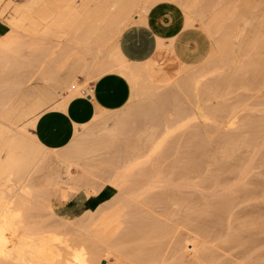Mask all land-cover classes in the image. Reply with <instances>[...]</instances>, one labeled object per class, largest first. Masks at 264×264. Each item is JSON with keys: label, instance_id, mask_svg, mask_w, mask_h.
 Returning a JSON list of instances; mask_svg holds the SVG:
<instances>
[{"label": "bare ground", "instance_id": "1", "mask_svg": "<svg viewBox=\"0 0 264 264\" xmlns=\"http://www.w3.org/2000/svg\"><path fill=\"white\" fill-rule=\"evenodd\" d=\"M164 1L210 37L203 63L125 60L120 36ZM263 16L264 0H0V264H264L244 236L264 232V118L242 123L244 95L264 93ZM110 73L130 83L123 108H97L60 150L31 134Z\"/></svg>", "mask_w": 264, "mask_h": 264}, {"label": "crops", "instance_id": "2", "mask_svg": "<svg viewBox=\"0 0 264 264\" xmlns=\"http://www.w3.org/2000/svg\"><path fill=\"white\" fill-rule=\"evenodd\" d=\"M11 28L0 18V38ZM136 38L137 50L133 51ZM118 44L128 63L142 64L154 59L159 53L179 64L195 66L210 55L212 42L208 34L198 27H186L182 9L172 2H160L147 15L146 23L132 24L120 36ZM131 98V86L122 75L110 73L101 77L92 86V93L72 103L67 112L47 111L29 131L48 149L65 148L73 139L76 125L87 124L97 108L115 111L123 108ZM114 194L111 187L102 193ZM109 196V197H111ZM99 196L82 198L85 210L97 208Z\"/></svg>", "mask_w": 264, "mask_h": 264}, {"label": "rangeland", "instance_id": "3", "mask_svg": "<svg viewBox=\"0 0 264 264\" xmlns=\"http://www.w3.org/2000/svg\"><path fill=\"white\" fill-rule=\"evenodd\" d=\"M262 22H264V16L261 19ZM244 99L246 100V103L249 104V110L245 114H243L242 117V123L252 121V120H262L264 118V93H259L252 91L250 94L244 95ZM263 101L262 103H260ZM218 131H215L213 133H208L212 136H216ZM207 134V133H206ZM257 159L259 161L264 163V146L261 148V152L259 156H257ZM264 171V169L262 170ZM261 182L264 183V177L260 179ZM108 193H103L101 199L105 200L108 199L109 196H111V193L109 190ZM114 193V191H112ZM83 197L81 195L74 196L72 199H70L64 206L61 207V211L65 213L69 218H75L76 216L82 214L85 211L84 204H83ZM99 200V199H98ZM100 201V200H99ZM254 207L246 206L241 209H238V220L234 222V226L236 228H239L242 223L246 221V216L254 211ZM260 210L264 212V203L260 206ZM213 220L208 218V225L211 224ZM214 226V224H213ZM215 229H218V227L214 226ZM246 237H253L254 239L258 240L260 244V254L264 256V232H258V231H252L247 232L244 234ZM242 251V249H235L233 250L229 255L228 258H231V256H235L236 254H239Z\"/></svg>", "mask_w": 264, "mask_h": 264}, {"label": "snow or ice", "instance_id": "4", "mask_svg": "<svg viewBox=\"0 0 264 264\" xmlns=\"http://www.w3.org/2000/svg\"><path fill=\"white\" fill-rule=\"evenodd\" d=\"M132 40H133V46H132V50H133V51H136V50H137V47H136V42H135V41H136V38H135V37H133V38H132Z\"/></svg>", "mask_w": 264, "mask_h": 264}, {"label": "trees", "instance_id": "5", "mask_svg": "<svg viewBox=\"0 0 264 264\" xmlns=\"http://www.w3.org/2000/svg\"><path fill=\"white\" fill-rule=\"evenodd\" d=\"M102 195H103V193L98 197V199L100 200V202L99 203H102V202H104V201H106L107 199H105V200H103V199H101V197H102Z\"/></svg>", "mask_w": 264, "mask_h": 264}, {"label": "water", "instance_id": "6", "mask_svg": "<svg viewBox=\"0 0 264 264\" xmlns=\"http://www.w3.org/2000/svg\"><path fill=\"white\" fill-rule=\"evenodd\" d=\"M104 263V262H103Z\"/></svg>", "mask_w": 264, "mask_h": 264}]
</instances>
